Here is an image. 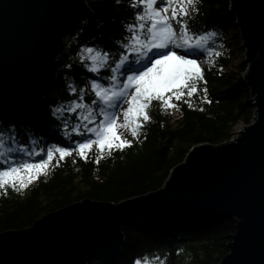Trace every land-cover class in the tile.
<instances>
[{"label":"trees","instance_id":"trees-1","mask_svg":"<svg viewBox=\"0 0 264 264\" xmlns=\"http://www.w3.org/2000/svg\"><path fill=\"white\" fill-rule=\"evenodd\" d=\"M133 2L85 0L91 18L64 39L55 79L37 114H0V169L47 159L50 148L54 153L46 170L32 184L20 187L14 182L13 187L9 182L0 187V233L30 227L45 214L84 199L119 203L152 192L163 185L190 148L229 142L234 127L251 123L253 109L245 103L247 89L238 77L244 68L239 64L237 67L234 61L241 57L242 49L236 21L229 10L230 0H195V11L185 19L189 34L204 36L206 45V51L195 54L202 75V79L191 81L197 91L188 96L187 89H183L185 95L180 99L171 97L172 107L152 99L146 109L149 119L139 118L142 123L130 145L105 147L102 151L93 145L85 157L77 154V143L95 139L94 133L86 129L103 119L100 109L116 112L121 102L117 107H106L95 95L91 81L104 87H122L127 69L135 70L147 59L136 61V52L129 51V62L114 75L121 53L125 56L128 51L124 45L131 43L133 30L127 25L136 23L135 13L143 10L142 5L132 7ZM173 26L179 37V26L175 22ZM88 48L107 53V57L96 58V72L90 70L88 61L78 57L81 50ZM112 76L116 79L110 80ZM72 101L85 107L73 106L74 111L69 112ZM87 105L95 116L91 123L78 115L86 112ZM58 146L74 151L60 159L55 152ZM234 224L231 219L191 212L133 218L122 224L124 241L114 264H217L227 252Z\"/></svg>","mask_w":264,"mask_h":264},{"label":"water","instance_id":"water-1","mask_svg":"<svg viewBox=\"0 0 264 264\" xmlns=\"http://www.w3.org/2000/svg\"><path fill=\"white\" fill-rule=\"evenodd\" d=\"M254 121L229 142L196 145L154 192L81 200L0 233V264H114L127 219L196 212L235 221L219 264H264V0H230ZM85 0H0V113L34 115L55 79L64 38L91 18Z\"/></svg>","mask_w":264,"mask_h":264},{"label":"snow or ice","instance_id":"snow-or-ice-1","mask_svg":"<svg viewBox=\"0 0 264 264\" xmlns=\"http://www.w3.org/2000/svg\"><path fill=\"white\" fill-rule=\"evenodd\" d=\"M194 3L195 0H134L131 6L142 5L143 10L135 13L136 23L127 25V28L133 31L130 37L131 43L125 44L124 47L128 51L140 53L138 60L145 56L147 59L142 64H138L135 70L127 69L128 76L122 81V87H114L112 84L104 87L96 80L91 81L95 95L108 108L117 107L118 101L127 103V107L121 108L120 111L123 114L124 126L131 128L133 136L137 135V128L142 123L139 118L142 117L145 121L149 119L146 109L152 99L162 101V106L172 107L171 97L180 99L185 95L183 89H187L188 96L197 91L195 83H191L196 79H202L201 68L197 60L193 59L188 52L181 54L178 51L170 50L169 47L170 45L182 49L194 46L203 47L204 36L190 35L186 26L185 18L190 11H195ZM173 22L180 28L179 37L176 35ZM136 29H145L146 31L141 33L135 31ZM178 40L181 42L177 43ZM86 52L91 54L93 49L88 48ZM98 57H107V53L97 51L95 55H89V59L94 61ZM125 58L121 53L120 59L116 63H122ZM90 70L96 72L97 65L91 66ZM109 79L115 80L116 78L112 76ZM70 91H75V89L70 88ZM165 93H170V95L166 96ZM72 104H76V102L72 101ZM76 106L85 107L83 104ZM68 111H74L73 107L69 106ZM100 114L103 119L99 121V124L86 129L87 132L94 133L95 139L86 138L76 144L75 151L81 157H85L86 150L93 145L102 151L105 147L108 149L123 148L132 143L117 133L116 129L121 125L117 123L115 111L101 108ZM78 115L83 119H88L89 116L95 119L90 107L86 113ZM72 131L75 132L77 129L73 128ZM73 151L72 148L59 146L55 149V152L60 154V159H63L66 154L70 155ZM53 154V150L50 148L47 152V159H40L36 163L13 164L11 167L0 169V187H4L9 182H13L12 186L15 187L14 182L22 181L24 176L35 179L42 171L46 170L48 161L52 159ZM24 186L21 182L20 187ZM136 264H140V262L136 261Z\"/></svg>","mask_w":264,"mask_h":264},{"label":"rangeland","instance_id":"rangeland-1","mask_svg":"<svg viewBox=\"0 0 264 264\" xmlns=\"http://www.w3.org/2000/svg\"><path fill=\"white\" fill-rule=\"evenodd\" d=\"M230 5V4H229ZM235 27H236V25H235ZM237 28V27H236ZM65 39V38H64ZM240 44H242V41L241 42H239ZM232 45V44H231ZM206 45H205V43L203 42V47H195L194 46V48H193V50L192 51H188L189 49H191V48H189V49H181V50H179L178 52H180L181 54H184L185 52H188L190 55H191V57L193 58V59H196L195 57L196 56H194L193 55V52H197V53H203L204 51H206ZM63 49H64V44H63ZM241 49H242V55H241V57H238V58H236L237 60H234V61H237L236 62V65H237V67H238V64H239V66H243L242 68H244L243 69V71H240L241 73H239L238 74V77H239V79L241 80V82H242V84H243V86H245V84L243 83V80H242V77H243V75H245L246 73H247V71H248V68H249V65L248 64H245L244 63V61H245V50L242 48V46H241ZM63 51V50H62ZM89 55H95V51L93 50V53H91V54H89V53H87L86 52V50H81L80 52H79V54H78V57H79V59L81 58V57H83V59L85 60V61H88L89 62V64L91 65V66H93L94 64L96 65V63H97V59L94 61V60H92V59H89ZM143 58V57H142ZM144 58H147L146 56L144 57ZM143 58V59H144ZM74 62H77V61H74ZM126 63H127V59H125L123 62H122V64L121 65H126ZM58 64H59V62H58ZM233 65V64H232ZM58 67V66H57ZM56 67V68H57ZM231 69L233 70V72L235 73V71H236V69H234V67L233 66H231ZM230 69V70H231ZM56 70V69H55ZM237 72V71H236ZM55 73V72H54ZM55 75H56V73H55ZM54 81V80H53ZM246 87V86H245ZM246 92L248 93L247 94V96L245 97V99H246V105H248L249 106V108H251V109H253V115H252V117H251V122H253L254 120V117L256 116L255 115V109H254V107H253V96L250 94V92H249V90H248V87H246ZM49 90H50V88H49ZM49 90H48V92H49ZM129 91H131V89H129ZM48 92H47V94H48ZM46 94V95H47ZM165 95H166V93H165ZM45 100V99H44ZM43 103H44V101H43ZM42 103V104H43ZM78 104H81V103H78ZM69 106H76L75 104H72V103H70V105ZM77 107V106H76ZM127 107V103L126 102H120V105L117 107V109H116V113H117V123L118 124H120L121 126L120 127H118L117 129H116V131H117V133L119 134V136L120 137H122L123 139H127V140H132L133 139V135H132V132H131V128L129 127V126H124V120H123V114H122V112L120 111V109L121 108H126ZM89 108V107H88ZM38 112V111H37ZM86 112H87V110H86ZM85 112V113H86ZM37 113H35L34 115H32V114H29V115H22V116H35ZM3 115H5V114H3ZM11 115H14L15 116V114H11ZM20 115V114H19ZM85 120V122L86 123H91V122H93L92 120H94V119H92L91 118V116H89L88 117V119H84ZM251 124V123H250ZM245 126H247L246 124H242V123H240L238 126H236V127H234V130H233V132H234V134H233V136H235L239 131H240V129L242 128V127H245ZM232 136V137H233ZM194 147H196V146H194ZM193 148V147H192ZM191 149V148H190ZM189 149V150H190ZM186 156V155H185ZM184 156V157H185ZM186 158V157H185ZM184 158V159H185ZM177 165V164H176ZM175 167V166H174ZM172 170V169H171ZM167 178V177H166ZM165 178V179H166ZM37 179V177L35 178V179H29L27 176H24V178H23V180L22 181H15L19 186H20V183L22 182L24 185H30V184H32L35 180ZM162 187V186H161ZM160 187V188H161ZM160 188H158V189H160ZM158 189H155V190H158ZM154 190V191H155ZM154 191H152V192H154ZM148 193H150V192H148ZM145 194H147V193H145ZM140 196H142V195H140ZM135 197H137V196H135ZM133 198V197H132ZM132 198H130V199H132ZM89 199V198H88ZM88 199H84V200H88ZM90 201H93V200H91V199H89ZM128 200V199H127ZM78 202V201H77ZM93 202H96V201H93ZM99 202H101V201H99ZM96 203H98V202H96ZM103 203H105V202H103ZM111 204H114V203H112V202H110ZM109 203V204H110ZM72 204H74V203H72ZM70 205V204H69ZM67 206V205H66ZM188 212H191V213H193V214H196V215H204V214H201V213H196V212H192V211H188ZM188 212H183V211H181V212H179V211H177V212H170V213H166L165 215H160V216H166V215H170V214H173V213H188ZM159 216V215H158ZM204 216H206V215H204ZM144 217H154V216H144ZM144 217H135V218H144ZM208 217V216H207ZM212 217V216H211ZM214 218H217V217H214ZM223 218V217H222ZM222 218H219V219H222ZM224 219H227V218H224ZM128 220H132V219H127L126 221H128ZM126 221H124V222H126ZM234 221V220H233ZM123 222V223H124ZM122 223V224H123ZM234 223H235V221H234ZM235 225V224H234ZM122 226V225H121ZM122 228V227H121ZM10 232V231H9ZM233 236V235H232ZM231 236V237H232ZM124 241V240H123ZM231 242V241H230ZM228 244V243H227ZM121 248V247H120ZM228 251V250H227ZM226 253H228V252H226ZM225 253V254H226ZM224 254V255H225ZM223 258V257H222ZM221 258V259H222ZM220 259V260H221ZM220 260H219V262H220ZM219 262L217 263V264H219ZM91 263H98V262H90V264ZM98 264H100V263H98Z\"/></svg>","mask_w":264,"mask_h":264},{"label":"bare ground","instance_id":"bare-ground-1","mask_svg":"<svg viewBox=\"0 0 264 264\" xmlns=\"http://www.w3.org/2000/svg\"><path fill=\"white\" fill-rule=\"evenodd\" d=\"M86 22H87V20H86L85 22H83V23L80 25V27H78L77 29H75V31H76V30H80V28H81L83 25H85ZM75 31H74V32H75ZM237 32H239L238 29H237ZM238 34H239V40H240L239 42H241V37H240L241 35H240V32H239ZM69 35H70V34H69ZM69 35H67L66 37H69ZM66 37H65V38H66ZM63 40H64V39H63ZM242 44H243V43H242ZM242 44H240V47L242 46ZM193 48H194V47H192V48L189 49L188 51H192ZM205 48H206V47H205ZM181 49H182V48H181ZM181 49H180V50H181ZM150 51H151V50H150ZM160 51H161V50H160ZM62 53H63V52H62ZM62 53H60V54H62ZM196 53H197V52H193V55L195 56ZM60 54H59V55H60ZM59 55L57 56V58L59 57ZM125 57H126L125 59H127V63H128L129 60H130V58H131V57H130V52H129V51L126 52ZM138 57H140V53L136 52V55H135L134 59L137 61V60H138ZM143 58H144V57H143ZM143 58H140V59H143ZM196 60H197V59H196ZM127 63H126V65H127ZM121 64H122V63H120V64H116L115 69L113 70V71H114V75H116L117 72H119L123 67L126 66V65L123 66V65H121ZM50 86H51V84H50ZM46 97H47V96H46ZM46 97H45V98H46ZM40 106H41V105H40ZM40 106H39V107H40ZM106 107H107V105H106ZM87 109H88V105L86 106V110H87ZM0 114H1V113H0ZM6 114H8V113H6ZM6 114H5V115H6ZM157 216H158V215H157ZM159 216H160V215H159Z\"/></svg>","mask_w":264,"mask_h":264}]
</instances>
